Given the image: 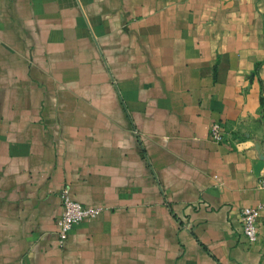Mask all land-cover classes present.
I'll use <instances>...</instances> for the list:
<instances>
[{"label":"crops","instance_id":"crops-1","mask_svg":"<svg viewBox=\"0 0 264 264\" xmlns=\"http://www.w3.org/2000/svg\"><path fill=\"white\" fill-rule=\"evenodd\" d=\"M262 180L264 0H0V264H264Z\"/></svg>","mask_w":264,"mask_h":264},{"label":"built area","instance_id":"built-area-1","mask_svg":"<svg viewBox=\"0 0 264 264\" xmlns=\"http://www.w3.org/2000/svg\"><path fill=\"white\" fill-rule=\"evenodd\" d=\"M209 138L216 144H225L233 142L230 134L223 122L213 121L209 127ZM259 186L264 188V180L259 182ZM60 202L62 213L56 220V233L59 243L62 244L73 227L81 222L94 219L101 212V208L83 206L75 201L67 188L60 192ZM258 209L243 208L240 211L242 233L249 244H254L258 239Z\"/></svg>","mask_w":264,"mask_h":264}]
</instances>
